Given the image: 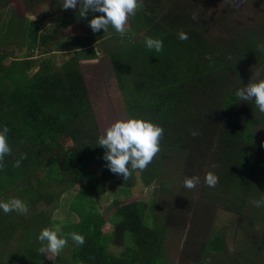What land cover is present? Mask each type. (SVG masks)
Returning <instances> with one entry per match:
<instances>
[{
    "label": "trees",
    "instance_id": "16d2710c",
    "mask_svg": "<svg viewBox=\"0 0 264 264\" xmlns=\"http://www.w3.org/2000/svg\"><path fill=\"white\" fill-rule=\"evenodd\" d=\"M60 1L22 0L21 10L15 11L8 0H0V130L8 127L12 150L0 167V201L19 198L29 209L26 214L0 209V264H52L37 251L41 247L37 237L44 228L55 229L58 221L49 216L54 201L75 184L80 189L67 203L75 217L58 222L60 235L68 240L69 259L55 255L54 263L167 264L164 230L183 226L180 221L191 207L187 195L177 189L164 213L152 199L153 190H167L159 175L170 150L182 151L185 157L177 182L190 178L194 160L203 154L213 156L219 177L217 185L194 202L191 213L201 226L188 220L190 239L184 244L189 248L174 264H264V112L254 99L242 101L236 95L240 88L264 80L263 72L251 77L243 69L248 65L264 69V0H250L261 20L241 18L235 23L227 20L231 5L210 15L201 0H141L123 37L111 25L105 32L78 31L76 24L101 13L74 21ZM37 5L47 10L41 7L34 16L31 11ZM58 8L59 21L47 23ZM79 9L78 3V14ZM207 24L213 33L205 30ZM61 29L72 32L57 37ZM180 31L188 34L187 40L178 38ZM149 37L162 39L163 50H149L145 44ZM99 41L128 119L149 120L164 129L159 154L145 170L130 169L125 180L103 159L106 149L98 144L78 66V60L97 56ZM256 125L263 126L258 134ZM194 131L199 135L193 137ZM135 177L144 186L160 185L154 186L147 202L135 198L140 191L130 189ZM109 183H114L117 195L129 193V198L112 200V228L107 231L102 230L105 218L88 199L90 193H103ZM204 200L219 201L225 212L237 214L235 224L231 222L233 232H238L242 219L250 230L259 229L260 239L242 233L246 238L226 250L222 234L229 218L225 226L206 234L215 208ZM73 232L84 236L83 245L71 239ZM209 255H220V260Z\"/></svg>",
    "mask_w": 264,
    "mask_h": 264
},
{
    "label": "rangeland",
    "instance_id": "374dc122",
    "mask_svg": "<svg viewBox=\"0 0 264 264\" xmlns=\"http://www.w3.org/2000/svg\"><path fill=\"white\" fill-rule=\"evenodd\" d=\"M201 7L205 11L206 14H216L221 8H227L228 5H231V10L229 11V16L227 20L231 23H235L238 20L242 18V21H250L251 17L253 19H257L258 21L260 19V10L258 7H256L250 0H241V2L237 5L236 3H233V0H201ZM10 3V6L15 9V11H20L22 8V0H8ZM63 5V0L60 1ZM56 6V4L54 5ZM42 7L47 10V7L43 5H37L33 10L31 11L32 14L35 16L37 13H39L40 8ZM68 11L73 13V16H75L74 21H78L80 19V15L76 13L75 9H67ZM10 12V8H9ZM61 9L58 8L57 11L52 13L49 17H47V23L50 22H58L60 18ZM95 13L89 11L87 14V17L93 16ZM91 18V17H89ZM54 20V21H53ZM81 20V19H80ZM89 19L87 22H82L76 24V29L83 33H93V31L90 28ZM212 27L211 24L205 25V30H209ZM68 31L65 32V30L61 29L59 30V35L57 37H60L61 35H69ZM210 32L213 33V29H210ZM111 33V32H110ZM97 35V33H96ZM214 36V35H213ZM225 36H219V38H224ZM262 39H264V35L261 36ZM102 41L105 40V38H101ZM98 43V48L96 51V57L87 59V60H78L79 68L81 70L82 78L84 81V85L90 100L91 109L95 118V123L99 132V136L101 137L106 133V129L115 121L121 120V119H128L127 114L122 110V98L120 96V92L118 90L113 72L110 67L109 58L106 55L104 49L102 48V44ZM97 45V42L96 44ZM36 52H33L35 54ZM244 70H246V73L249 75L251 73V77L264 73V69L257 68L255 69L253 66H244ZM263 126L262 125H256L254 127V134H258L259 131H262ZM193 153L190 155V161L192 160ZM184 153L182 151L178 150H170L167 153V156L164 157V166L163 170L164 173L161 172L159 175V180H164L166 184H164L167 188L166 191L160 192L159 190H153L154 186L158 187V183H152L147 186L142 185L141 179L139 177L134 178L133 186L130 188L132 193L136 191L138 192V198L142 201L147 202V200L150 198V194L153 192L152 199H154V203L156 205V208L159 212L164 213L166 207H168V203L171 199V194L174 193V189H177L179 193H183L187 195L189 201H190V209L187 210L186 214L184 215L183 219L180 221H184L183 226L179 225H170L165 228L164 230V237H163V251L164 256L167 260V264H174V261L178 258V256H181V251H186L189 247L188 245L184 244V241L188 240V237L190 239V236H188V229L189 224L188 220L190 219V222H194L198 226H201L199 217L195 216L193 213H191L192 206L195 203L200 202V198L203 195H206L212 187H209L205 183V176L206 174L211 171L215 174V164H214V158L210 154H203L202 157L198 160H194L195 163H193L196 166V169L190 171V177L199 176L200 177V183L196 186L194 189H188L184 186V182H177V173L182 171L181 167L183 166L184 162ZM191 167V165H190ZM96 170V169H95ZM97 171V170H96ZM177 182V183H176ZM80 189V186L78 184H75L73 188H71L69 191L66 190L64 192L59 193V196L55 199V203L52 206V214L50 213V217L52 220H57L58 222L61 221H67V220H73L75 215H73L68 209H67V203L71 196L76 192H78ZM151 190H153L151 192ZM117 189L114 183H109L104 186V192L101 194H89L90 198L88 199L92 204L94 203L96 205L97 211L105 218L106 222L102 226V230H111V225L109 222L111 221V215L114 210V207L112 206V200L117 197L121 200L129 198V193L126 195L121 194L117 195ZM151 192V193H150ZM8 195L10 197H13V193L11 190L7 191ZM206 205H209L210 207H214L215 210L212 212L211 215V223L208 229V232L206 234L211 233L215 227H219V225H226L227 221L226 218H229V226L224 229V233L222 234V240L225 243V249L227 250L228 247L232 242H236L239 240L243 235L242 233H245L247 237L254 236L256 239H260L257 237L259 229H257L255 232L253 230L249 229V226L242 220V226H240L238 232H233V224H235L236 216L237 214L233 212H225L226 207L222 206L219 201H209L204 200ZM53 203V202H51ZM224 209V210H223ZM191 213V214H190ZM54 224V227H58L59 223ZM240 231H242L240 233ZM244 231V232H243ZM246 236H243L246 238ZM17 237V235H15ZM198 238L193 237L192 240ZM242 240V239H240ZM129 245L128 242H125V244ZM264 245V241H263ZM112 245H109V247ZM56 254L47 253L44 255L46 259H48L52 264L54 263V257ZM57 256V255H56ZM59 257L68 260L69 259V246L67 245L59 254ZM51 257V258H49ZM208 258L220 260V255L211 256L209 255ZM181 259V257H180ZM179 259V261H181Z\"/></svg>",
    "mask_w": 264,
    "mask_h": 264
},
{
    "label": "clouds",
    "instance_id": "9594fccd",
    "mask_svg": "<svg viewBox=\"0 0 264 264\" xmlns=\"http://www.w3.org/2000/svg\"><path fill=\"white\" fill-rule=\"evenodd\" d=\"M237 5L241 0H233ZM80 4L79 15L86 17L88 12L101 13L90 20V28L93 32L101 29L107 31L111 25L122 37L128 31L129 18L134 16L136 11L142 6L141 0H63L62 8L75 9ZM35 19V18H34ZM195 20L196 17L194 16ZM180 40H187L188 34L180 31ZM145 44L149 50L160 52L163 50V40L159 38H147ZM236 95L242 101H255V105L261 112H264V80L250 83L246 87L240 88ZM7 126L0 130V167H3L4 158L11 154L8 143ZM162 126L149 120L140 118L121 119L112 123L106 133L102 135L98 144L106 149L103 159L107 161V167L117 175H122L124 180L131 176V170H145L161 151L160 141L163 137ZM193 137L199 135L197 131L192 133ZM21 161L17 160L16 167ZM131 169V170H130ZM219 182V177L209 171L205 176V183L209 187H215ZM200 183L199 176L185 177L184 186L194 189ZM174 200V199H173ZM256 206L260 207L261 202L257 201ZM0 209L5 214L12 211L18 214H26L28 205L19 198H12L7 202L0 201ZM61 229L56 227L44 228L39 233L37 239L41 242V247L37 250L40 254L52 253L58 255L68 244L67 238L60 235ZM71 239L79 245H83L85 238L83 235L73 232ZM51 258V257H49Z\"/></svg>",
    "mask_w": 264,
    "mask_h": 264
}]
</instances>
